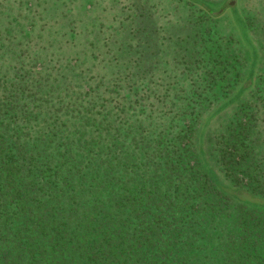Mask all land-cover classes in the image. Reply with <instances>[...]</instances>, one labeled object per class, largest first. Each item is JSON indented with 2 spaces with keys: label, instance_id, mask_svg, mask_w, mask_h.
Masks as SVG:
<instances>
[{
  "label": "trees",
  "instance_id": "obj_1",
  "mask_svg": "<svg viewBox=\"0 0 264 264\" xmlns=\"http://www.w3.org/2000/svg\"><path fill=\"white\" fill-rule=\"evenodd\" d=\"M205 157L264 198V0H0V264H264Z\"/></svg>",
  "mask_w": 264,
  "mask_h": 264
},
{
  "label": "rangeland",
  "instance_id": "obj_2",
  "mask_svg": "<svg viewBox=\"0 0 264 264\" xmlns=\"http://www.w3.org/2000/svg\"><path fill=\"white\" fill-rule=\"evenodd\" d=\"M226 11L227 13H229L231 17L233 29L236 32V35H238L239 37L247 38L246 28L243 27L244 22L243 21L239 22L241 17L238 13V10L234 8L229 10V8H227ZM248 44L251 47V44L249 43V41H248ZM255 61H256V58H253V61H252L253 66L255 64ZM234 95L235 97H237L236 99L234 96H231L229 97V99H226L225 101L221 102V105L224 106L223 111H221V113L223 114L228 113L235 106V103L238 101V99L241 98L238 92L237 93L235 92ZM216 118L217 116H215V118H213L210 122L215 123V121L217 120ZM207 121L208 122L205 121L202 128L199 129L198 136H197V146L199 147V149L201 148L202 151H204V149L207 150V147L205 146V143H204V138L206 137L204 134H205L206 128L209 125V118H207ZM203 164L206 170L209 171L210 174L213 176V178L215 179L219 187L222 189V191L226 195L231 197L234 202L244 203V204L253 205V206H260L264 204V198L257 196V195H253L249 193L248 191H246L245 189L234 187L227 179H225L223 172L220 169L211 168L210 162L207 157L203 159Z\"/></svg>",
  "mask_w": 264,
  "mask_h": 264
}]
</instances>
